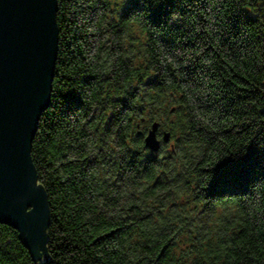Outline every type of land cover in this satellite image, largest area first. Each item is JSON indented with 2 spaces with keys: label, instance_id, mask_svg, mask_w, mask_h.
I'll return each mask as SVG.
<instances>
[{
  "label": "trees",
  "instance_id": "16d2710c",
  "mask_svg": "<svg viewBox=\"0 0 264 264\" xmlns=\"http://www.w3.org/2000/svg\"><path fill=\"white\" fill-rule=\"evenodd\" d=\"M57 1L48 263L0 221V264H264V0Z\"/></svg>",
  "mask_w": 264,
  "mask_h": 264
},
{
  "label": "water",
  "instance_id": "95a60500",
  "mask_svg": "<svg viewBox=\"0 0 264 264\" xmlns=\"http://www.w3.org/2000/svg\"><path fill=\"white\" fill-rule=\"evenodd\" d=\"M57 0H0V221L17 228L34 261L45 255L50 209L31 150L50 102L58 53ZM154 122L145 144L158 151L170 131ZM48 263V262H47Z\"/></svg>",
  "mask_w": 264,
  "mask_h": 264
}]
</instances>
